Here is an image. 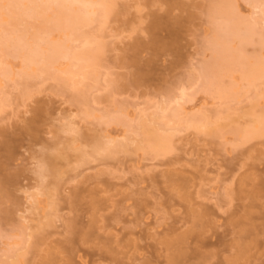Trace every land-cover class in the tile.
Returning a JSON list of instances; mask_svg holds the SVG:
<instances>
[{
	"label": "rangeland",
	"instance_id": "1",
	"mask_svg": "<svg viewBox=\"0 0 264 264\" xmlns=\"http://www.w3.org/2000/svg\"><path fill=\"white\" fill-rule=\"evenodd\" d=\"M236 1L256 28L247 56L264 62V0ZM216 2L116 0L83 29L103 46L96 78L66 73L70 60L27 76L23 57L3 56L0 264H264V131L241 133L264 117V75L249 83L237 67L223 78L235 96L205 91ZM204 117L212 131L189 122ZM141 121L170 136L166 151Z\"/></svg>",
	"mask_w": 264,
	"mask_h": 264
},
{
	"label": "bare ground",
	"instance_id": "2",
	"mask_svg": "<svg viewBox=\"0 0 264 264\" xmlns=\"http://www.w3.org/2000/svg\"><path fill=\"white\" fill-rule=\"evenodd\" d=\"M236 2V0H217L209 10L212 18L218 17L220 23L218 21L214 28L211 42L212 59L204 63L201 76L206 80L203 79L205 91L209 90L222 98L235 96L238 91L234 84L223 83V78L231 77L237 67L249 83L264 75V62L259 59L251 61L246 53V46L253 42L256 28L239 17ZM115 4L116 0H8L4 5L7 11L0 13L2 22L0 66L5 64L3 56L13 50L17 56L25 59L24 74L27 76H32L34 70L32 65L41 64L42 71L45 72L62 60H70L76 62L73 66L78 71L66 73L72 76L81 75L83 79L98 77L95 68L99 65L103 46L93 37L85 34L83 29L97 21L104 24L112 14ZM261 15L264 17V6ZM23 18L40 20L42 26L37 28L31 37H27L29 34L27 30H8L4 27L6 24L17 26ZM56 32L59 33V38H53ZM260 40L264 43V33ZM76 42H81L80 48L73 46ZM5 73L10 76L11 69L8 68ZM174 114L178 115V112ZM208 121V118L204 117L191 119L189 122L202 123V127L211 130ZM140 124L150 148L156 152L168 149L170 136L147 131L142 121ZM263 131L264 117L260 116L254 126L246 128L241 133L243 137H253L262 134ZM177 262V258L172 256L169 257L167 264H177Z\"/></svg>",
	"mask_w": 264,
	"mask_h": 264
},
{
	"label": "clouds",
	"instance_id": "3",
	"mask_svg": "<svg viewBox=\"0 0 264 264\" xmlns=\"http://www.w3.org/2000/svg\"><path fill=\"white\" fill-rule=\"evenodd\" d=\"M41 148V146L37 145V150L39 151ZM26 151V154L29 155V153ZM35 162H36V157L35 156H31L30 157V161H29V168H28V172L29 174L33 177V179L36 181V176H37V173L36 171L34 170L35 168ZM46 182V181H45Z\"/></svg>",
	"mask_w": 264,
	"mask_h": 264
}]
</instances>
